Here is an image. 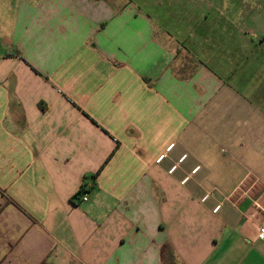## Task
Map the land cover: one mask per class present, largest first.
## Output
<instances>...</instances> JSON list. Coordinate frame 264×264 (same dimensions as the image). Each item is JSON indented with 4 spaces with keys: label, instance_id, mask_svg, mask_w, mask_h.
I'll use <instances>...</instances> for the list:
<instances>
[{
    "label": "crops",
    "instance_id": "1",
    "mask_svg": "<svg viewBox=\"0 0 264 264\" xmlns=\"http://www.w3.org/2000/svg\"><path fill=\"white\" fill-rule=\"evenodd\" d=\"M142 1L0 0V264H264V22Z\"/></svg>",
    "mask_w": 264,
    "mask_h": 264
},
{
    "label": "rangeland",
    "instance_id": "2",
    "mask_svg": "<svg viewBox=\"0 0 264 264\" xmlns=\"http://www.w3.org/2000/svg\"><path fill=\"white\" fill-rule=\"evenodd\" d=\"M154 2L159 3L161 8L169 9L176 8L173 7V3L175 0H154ZM150 0H143L142 4L148 8ZM157 8V7H156ZM155 12L161 13L160 17L163 16V10H156ZM188 8L190 9H199L203 11L207 10H216L221 13L226 14L227 12H236V17L238 19V24L243 25V23L253 15L254 17V28L261 27V16L263 15L264 20V0H194L189 1ZM227 17V16H226ZM160 19H165V17H161ZM220 19L224 20L222 17ZM175 19H173L174 21ZM242 20V22H241ZM244 21V22H243ZM243 41L240 39V35L238 33V44H241Z\"/></svg>",
    "mask_w": 264,
    "mask_h": 264
},
{
    "label": "built area",
    "instance_id": "3",
    "mask_svg": "<svg viewBox=\"0 0 264 264\" xmlns=\"http://www.w3.org/2000/svg\"><path fill=\"white\" fill-rule=\"evenodd\" d=\"M174 145H171L169 148H168V151H170L172 148H173ZM166 157V154L160 156V158L158 159V162H161L164 158ZM186 158V156H184L182 158L181 161H183L184 159ZM177 165L173 166V168L171 169V173H173L174 171H176L177 169ZM200 168H196L194 173L197 172ZM189 178H187L185 182L188 181ZM210 195H207L205 198H204V201L207 200L209 198ZM82 202H88L89 201V194L88 192L84 189V193L82 195V198H81ZM221 206H218L214 211L217 212L219 209H220ZM257 237L260 241H264V225H261L258 229V233H257Z\"/></svg>",
    "mask_w": 264,
    "mask_h": 264
},
{
    "label": "trees",
    "instance_id": "4",
    "mask_svg": "<svg viewBox=\"0 0 264 264\" xmlns=\"http://www.w3.org/2000/svg\"><path fill=\"white\" fill-rule=\"evenodd\" d=\"M84 193V191L82 192V194ZM41 264H51L50 262H49V259L48 260H45L44 262H42Z\"/></svg>",
    "mask_w": 264,
    "mask_h": 264
}]
</instances>
